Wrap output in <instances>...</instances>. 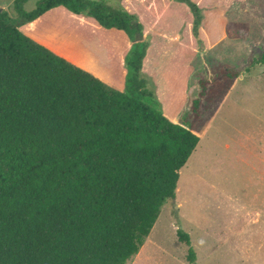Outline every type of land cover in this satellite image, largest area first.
I'll list each match as a JSON object with an SVG mask.
<instances>
[{
  "label": "trees",
  "instance_id": "16d2710c",
  "mask_svg": "<svg viewBox=\"0 0 264 264\" xmlns=\"http://www.w3.org/2000/svg\"><path fill=\"white\" fill-rule=\"evenodd\" d=\"M27 1L12 2L16 19L0 12V264H128L240 71L200 78L189 121L178 123L143 75L150 42L136 14L107 0H41L30 11ZM176 1L190 8L197 37L201 6ZM57 6L127 33L123 90L20 29ZM259 64L264 50L246 71Z\"/></svg>",
  "mask_w": 264,
  "mask_h": 264
},
{
  "label": "rangeland",
  "instance_id": "374dc122",
  "mask_svg": "<svg viewBox=\"0 0 264 264\" xmlns=\"http://www.w3.org/2000/svg\"><path fill=\"white\" fill-rule=\"evenodd\" d=\"M40 1L28 0L24 8L30 11ZM194 1L203 20L192 39L189 95L179 109L174 93L160 89L156 99L173 121L186 124L190 100L201 90L200 78H211L226 66L240 73L181 169L175 198L162 207L145 244L128 264H264V65L246 71L264 50V1ZM182 3L175 2L174 9L192 15ZM179 10L175 12H183ZM7 11L16 19L12 8ZM77 19L86 24H72L64 33L68 43L76 38L119 53L125 50L121 35ZM227 32L237 37L229 38ZM82 52L90 61V47ZM190 53L186 49V60ZM159 86L165 87L150 77L155 93ZM179 229L189 234L190 245L180 240ZM190 247L194 263L187 259Z\"/></svg>",
  "mask_w": 264,
  "mask_h": 264
},
{
  "label": "crops",
  "instance_id": "0c3cea01",
  "mask_svg": "<svg viewBox=\"0 0 264 264\" xmlns=\"http://www.w3.org/2000/svg\"><path fill=\"white\" fill-rule=\"evenodd\" d=\"M13 1L0 0V7L7 10L11 8ZM107 1L113 6H121L137 15L144 27V37L150 42L143 62V75L148 82L151 77L155 78L160 85L165 86L163 88L159 86V89H156L155 94L157 96H159L160 89L166 95H168L167 92L174 93V96L178 98L176 108H181L189 95V83L193 73L192 55L190 53L193 51V14H186L183 8H180L183 10L182 13L175 12L179 10L174 9L177 6L175 2L182 3L176 0ZM171 10L173 11L171 12ZM74 17H82L90 23H94L102 31L121 35L126 42L125 50L119 53L110 47L107 49L96 43L80 42L76 38L68 43L64 38V33H68L72 29V24L76 28L84 27L86 24V22ZM20 29L110 85L122 90L125 88L127 75L125 57L132 45V41L125 31L103 27L95 19L76 14L65 6L49 9L35 20L21 25ZM87 46L90 47L91 58L90 61L86 62L82 51ZM186 49L190 53L188 60H186ZM160 101L162 105L163 101ZM162 109L166 114L164 104Z\"/></svg>",
  "mask_w": 264,
  "mask_h": 264
},
{
  "label": "water",
  "instance_id": "95a60500",
  "mask_svg": "<svg viewBox=\"0 0 264 264\" xmlns=\"http://www.w3.org/2000/svg\"><path fill=\"white\" fill-rule=\"evenodd\" d=\"M1 11H3V8H2V7H0V12H1Z\"/></svg>",
  "mask_w": 264,
  "mask_h": 264
},
{
  "label": "bare ground",
  "instance_id": "6f19581e",
  "mask_svg": "<svg viewBox=\"0 0 264 264\" xmlns=\"http://www.w3.org/2000/svg\"><path fill=\"white\" fill-rule=\"evenodd\" d=\"M181 171V170H180ZM180 175H181V173H180Z\"/></svg>",
  "mask_w": 264,
  "mask_h": 264
}]
</instances>
